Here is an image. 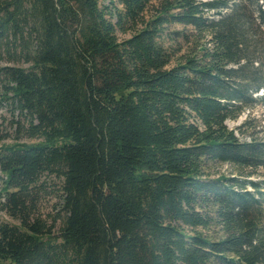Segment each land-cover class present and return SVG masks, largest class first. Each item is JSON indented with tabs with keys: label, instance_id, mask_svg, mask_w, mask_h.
<instances>
[{
	"label": "trees",
	"instance_id": "1",
	"mask_svg": "<svg viewBox=\"0 0 264 264\" xmlns=\"http://www.w3.org/2000/svg\"><path fill=\"white\" fill-rule=\"evenodd\" d=\"M177 24L211 46L173 65ZM263 56L264 0H0V95L40 139L0 147V264H264V141L226 125Z\"/></svg>",
	"mask_w": 264,
	"mask_h": 264
},
{
	"label": "rangeland",
	"instance_id": "2",
	"mask_svg": "<svg viewBox=\"0 0 264 264\" xmlns=\"http://www.w3.org/2000/svg\"><path fill=\"white\" fill-rule=\"evenodd\" d=\"M172 31L184 32L183 36L164 37V44L173 55V65L179 61L184 60L186 57H198L201 55L199 50L202 47H210L209 37L200 38L199 34L192 28L185 29L181 25H173L169 29ZM122 37V35H120ZM264 62V56L262 57ZM263 70V69H262ZM264 74V70L262 71ZM2 90L0 89V93ZM256 100L252 107H247L239 115L237 119H229L226 125L231 130H237L241 127V131L237 132V136L242 141H249L252 138L264 141V90L253 94ZM19 117L18 110L14 109L10 101H4L0 95V147L13 144H35L40 142V139H29L16 131L14 121ZM208 174L216 178L220 175L225 177L233 176H247L250 170L239 171L232 167L230 164H209L207 168ZM264 177V170L261 169L258 173L252 175V179H261ZM58 182L57 180H49L50 184ZM3 175L0 172V223L13 222V220L3 211H1V202L3 200ZM59 201L58 195L49 194L43 198L41 203V211L44 214L53 212L54 205ZM215 237L221 236L219 229H213V233H209ZM8 264V263H6Z\"/></svg>",
	"mask_w": 264,
	"mask_h": 264
}]
</instances>
